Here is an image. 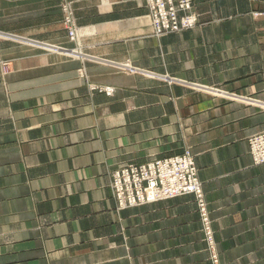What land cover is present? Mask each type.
I'll return each mask as SVG.
<instances>
[{"label": "crops", "instance_id": "0c3cea01", "mask_svg": "<svg viewBox=\"0 0 264 264\" xmlns=\"http://www.w3.org/2000/svg\"><path fill=\"white\" fill-rule=\"evenodd\" d=\"M194 5L157 38L142 0H77L71 40L58 0H0V264H209L192 195L112 196L114 170L184 149L221 264H264V109L179 85L264 101V0Z\"/></svg>", "mask_w": 264, "mask_h": 264}, {"label": "built area", "instance_id": "2783aa9c", "mask_svg": "<svg viewBox=\"0 0 264 264\" xmlns=\"http://www.w3.org/2000/svg\"><path fill=\"white\" fill-rule=\"evenodd\" d=\"M154 2V9L156 5L159 11H163L162 15H153L155 28L158 31L163 26L166 29H169L168 26L176 28V23L170 22V18L164 14L165 8L172 7L171 0H154ZM180 8H188V2L181 3ZM68 29L70 37L74 39L76 37L74 24ZM8 70L9 63L0 56V73L6 74ZM250 149L255 157V163H264V135L253 138L250 141ZM113 178L112 189L121 209L186 194H194L199 203L198 207L204 209L203 192L189 153L184 157L153 162L146 167L123 169L116 172Z\"/></svg>", "mask_w": 264, "mask_h": 264}, {"label": "rangeland", "instance_id": "374dc122", "mask_svg": "<svg viewBox=\"0 0 264 264\" xmlns=\"http://www.w3.org/2000/svg\"><path fill=\"white\" fill-rule=\"evenodd\" d=\"M58 1H59V8H60L62 18H63L62 19L63 27L67 30L69 39L72 40V38L69 35V29L68 28L72 27L73 24L76 28L75 15H74V12H75L74 5H75L77 0H58ZM142 1H143L144 5L147 9L146 17L149 20L151 28H152V35H154L157 38L163 37L165 35L172 34V33H180V32L192 29L194 27L200 26L199 15L195 11L194 0H171L172 7L171 8H165L164 14L170 18V22L174 21L177 26H176V28H173V26H168L169 29H166L163 26L160 28L159 31L154 26L155 20H153V15H156V16H159V14L162 15L163 11L162 10H161L162 12L159 11L158 6H156V5H155V9H154V6H153V3H155L154 0H142ZM165 1H169V0H165ZM185 2H188V8H185V9L180 8L181 3H185ZM168 6H169V4H168ZM173 10H175V11H173ZM165 79H167V78H165ZM168 82L170 83L172 81L169 80ZM173 82H176V81H173ZM178 83H180V82H178ZM179 85L189 87L191 90H193L195 92L207 93L211 97H221V98H224L226 100H237V99H239V101H242L244 103L253 102L254 104H257V105L261 106L262 109H264V101H257V100H253V99L252 100H246L243 97L241 100L240 94L233 93V92H227V91L225 93L224 91H222L221 88H218V87H214V86L208 87V86H204V85H200V84H187V83H180ZM96 89L98 91L108 95V96L112 95L114 92V89L112 87L97 86ZM261 135H264V131L251 136L247 141L249 154L251 156V159H252V162L254 165H260V164H256L254 161L255 157H254L253 153H251L250 141L253 138L261 136ZM186 153H189V155L193 161V164H194L195 169H196V177L198 179L197 181L200 183V186H201V189L203 192V186H202L201 181L198 178L197 167L195 164L194 157L188 149H184L181 153H178V154H175V155H172L169 157H163L160 159H154V160L138 162V163H127V164L119 167L118 169L114 170L111 173V190H112V196L116 202L117 209L121 211V210H125V209H130V208H134V207H138V206H143V205H147V204H151V203H155V202H159V201H164V200L180 197V196H176L173 198L160 199V200L154 201V202H145L143 204L133 205L131 207L121 209V208H119V206H120L119 200H117V198L115 197L116 195L114 194L113 189H112L113 182H114L113 175H115L116 172L122 171L123 169H129L130 170L132 167L141 168V167H146L153 162L163 161V160L171 159L174 157H184L186 155ZM261 164H264V163H261ZM143 183H145V182H143ZM186 195H192L194 197V200L196 203L197 214H198V218H199V222H200V232L202 235V241L205 244V251L207 253L209 264H221L220 256H219V252H218V248H217V243H216L215 235H214L213 223L210 219L208 205H207L204 197H203L204 209L201 210L198 207L199 203H198L195 195L194 194H186ZM181 196H184V195H181Z\"/></svg>", "mask_w": 264, "mask_h": 264}]
</instances>
